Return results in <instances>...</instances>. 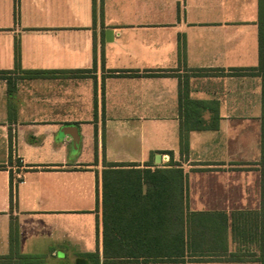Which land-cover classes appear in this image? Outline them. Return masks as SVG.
Wrapping results in <instances>:
<instances>
[{"label": "crops", "instance_id": "obj_1", "mask_svg": "<svg viewBox=\"0 0 264 264\" xmlns=\"http://www.w3.org/2000/svg\"><path fill=\"white\" fill-rule=\"evenodd\" d=\"M257 17L258 0H0V264H261L231 234L260 209L262 81L240 71ZM106 162L167 175L126 209L167 218L157 240L116 246L168 252L104 257ZM41 225L50 246L22 262Z\"/></svg>", "mask_w": 264, "mask_h": 264}, {"label": "trees", "instance_id": "obj_2", "mask_svg": "<svg viewBox=\"0 0 264 264\" xmlns=\"http://www.w3.org/2000/svg\"><path fill=\"white\" fill-rule=\"evenodd\" d=\"M258 64L255 67L242 68L240 71L248 74H255L261 77L262 81V116L260 148L261 157L258 162L260 171V209L256 212L240 213L232 216L231 234L240 248L232 255L235 259L258 260L264 264V0H258ZM81 73L86 70H79ZM125 74V71H120ZM145 74H157L155 70H149ZM180 108L186 103L187 85L180 86ZM206 127L204 121L194 116L191 125L187 119L180 125V146L183 150L186 146L185 133L189 129ZM215 128L216 124L210 125ZM134 163L106 162V167L102 171V211H103V254L108 260L125 261L128 257L156 256L163 251L155 247H118L121 242L150 241L157 240L159 228L167 218L157 215H128L126 209L134 207L135 204L142 203L140 199L143 193L158 194L168 191V185L162 183L161 179H166L167 175L162 170L156 168H134ZM126 166V167H125ZM183 189V172L178 170ZM178 176V175H177ZM147 184V190L142 189L143 184ZM125 198H131L129 200ZM143 203H145L143 201ZM152 208H157L158 201H149ZM129 223L127 229L125 225ZM183 226V222H181ZM183 230L181 238L183 240ZM37 258L31 255H23L22 262H34Z\"/></svg>", "mask_w": 264, "mask_h": 264}, {"label": "rangeland", "instance_id": "obj_3", "mask_svg": "<svg viewBox=\"0 0 264 264\" xmlns=\"http://www.w3.org/2000/svg\"><path fill=\"white\" fill-rule=\"evenodd\" d=\"M38 224H41V223H38ZM42 226H44V225L39 226V228H38L39 231H38V233H36L35 237H33L32 243H31V240H29L30 242L28 243L29 248L33 246V249H35V251L37 253V254L33 253L31 255V256L37 258V261H34L36 263H39L42 260V257H43L42 253H45L46 248H48L50 246V234L47 235L46 233L40 232V231H42V229H41ZM37 251H40L42 253H38Z\"/></svg>", "mask_w": 264, "mask_h": 264}, {"label": "water", "instance_id": "obj_4", "mask_svg": "<svg viewBox=\"0 0 264 264\" xmlns=\"http://www.w3.org/2000/svg\"><path fill=\"white\" fill-rule=\"evenodd\" d=\"M72 137H74L75 139L77 138V133H76V130H75V133H71ZM157 156H160V154H158Z\"/></svg>", "mask_w": 264, "mask_h": 264}, {"label": "built area", "instance_id": "obj_5", "mask_svg": "<svg viewBox=\"0 0 264 264\" xmlns=\"http://www.w3.org/2000/svg\"><path fill=\"white\" fill-rule=\"evenodd\" d=\"M22 165H23V163H22V161H21L19 166L22 167Z\"/></svg>", "mask_w": 264, "mask_h": 264}]
</instances>
